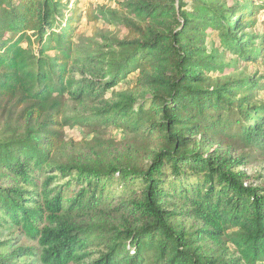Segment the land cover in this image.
<instances>
[{
  "label": "trees",
  "instance_id": "trees-1",
  "mask_svg": "<svg viewBox=\"0 0 264 264\" xmlns=\"http://www.w3.org/2000/svg\"><path fill=\"white\" fill-rule=\"evenodd\" d=\"M69 3L0 0V227L35 240L43 264H264V183L247 170L264 159L258 80L204 74L215 69L208 29L248 60L264 56L244 33L264 2L88 8L90 21L128 29L98 56ZM75 125L125 136L66 139ZM15 245L0 240V264H33L39 248Z\"/></svg>",
  "mask_w": 264,
  "mask_h": 264
},
{
  "label": "rangeland",
  "instance_id": "rangeland-1",
  "mask_svg": "<svg viewBox=\"0 0 264 264\" xmlns=\"http://www.w3.org/2000/svg\"><path fill=\"white\" fill-rule=\"evenodd\" d=\"M69 1V6H73L76 1H79L81 6V21L78 23L77 32L81 34L82 43L95 52L106 53L111 50L119 48L118 40L123 39L128 34V29L119 24L116 21L107 19H98L97 22L90 21L87 17V10L90 8L94 13H97L98 9L110 12L115 9L123 13V16L129 14V10L124 8L125 0H64ZM188 6H191L192 0H185ZM264 2V0H220L225 2L227 6L235 4H251L253 2ZM74 2V3H73ZM123 2V7L121 3ZM135 17V14H132ZM246 34H255L254 40H250V43L245 47L246 50H250L253 47L262 48L264 45V10H260L257 14L256 23L254 27L245 29ZM221 36L218 31L211 29L207 30V37L205 40L204 48L206 49L209 59L213 61L215 69L205 71L204 74L211 77L212 80L226 81L228 79L256 77L258 80V88H256V100L264 101V56H260L257 60H248L241 54H237L236 51L221 45ZM24 43L23 45H25ZM248 52V51H246ZM212 56V58H210ZM135 75L132 74L124 79L114 89L109 90L106 93V98L113 97V91L120 92L129 85L132 84ZM3 122L0 121V135L3 133ZM9 131L7 132V134ZM6 134V133H4ZM101 135L105 138L114 140H121L124 138L125 133L122 129L104 128V127H90L85 125L68 126L65 129L66 139H72L80 141L82 139H91L95 135ZM249 174L252 175L254 182L257 184L264 183V159H260L258 162L247 167ZM113 188H120L118 185ZM14 238L16 245L30 246L34 245L39 248L33 256H27L26 259L33 264H43L39 259L40 247L37 242L26 235L16 234L14 227L2 228L0 227V240ZM15 245V246H16Z\"/></svg>",
  "mask_w": 264,
  "mask_h": 264
}]
</instances>
